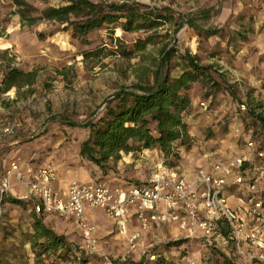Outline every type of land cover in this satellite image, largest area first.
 <instances>
[{"label": "rangeland", "instance_id": "obj_1", "mask_svg": "<svg viewBox=\"0 0 264 264\" xmlns=\"http://www.w3.org/2000/svg\"><path fill=\"white\" fill-rule=\"evenodd\" d=\"M21 1L38 9L65 3V0ZM133 1L150 7H167L175 21L154 32L117 28L110 33L101 28L77 38L52 21L39 19L32 25H21L18 10L27 7L17 6L14 0H0V182L12 161L39 166L52 164L56 172L55 161H67L72 167H85L94 176L97 172V180L110 183L113 188L125 187L142 183L160 160L169 167L186 164L198 169L202 168L197 167L201 158L211 162L243 157L249 140L259 142V147L264 148V140L245 110L248 102L261 105L264 110V0ZM202 10L208 11V18L201 17ZM190 17L195 19L193 24L177 26L182 19ZM214 28L216 32L210 34L209 30ZM149 34L154 35L155 43L135 51L137 39ZM164 44L174 50L169 63L171 75L179 72L180 55L189 50L198 64L210 68L218 88L192 86L191 103L184 113V121L190 119L186 123L190 140L188 146H177L176 156L165 157L157 148L121 152L120 158L110 163L112 170L103 175L79 154V144L88 135V129L81 125L95 118L121 86L151 79ZM92 49H98V54L85 56ZM123 50L128 54H123ZM6 61L19 70L33 72L34 82L2 92V65ZM201 101L206 102V109L199 105ZM15 122L20 126L12 134H3L4 128ZM129 158L131 163H125ZM257 187L249 196L252 202L264 201V189ZM18 189L11 181L3 194L27 201L24 204L9 202L7 197L2 200L0 194V250L7 252L2 264H175L174 260L180 262L183 257L185 262L190 261L188 264H195V258L199 264H214L230 253L201 249L195 244L194 236L174 240L158 234L144 245L136 243L132 248L128 236L120 233L103 212L105 220L94 226L96 241L87 247L72 220L40 212L43 223L64 236L70 250L63 257L58 256L62 249L51 256L37 255L40 248L32 246L29 233L31 209L38 200L23 198L26 191L21 196ZM247 249L255 252L254 248ZM240 264L264 262L251 260Z\"/></svg>", "mask_w": 264, "mask_h": 264}, {"label": "trees", "instance_id": "obj_2", "mask_svg": "<svg viewBox=\"0 0 264 264\" xmlns=\"http://www.w3.org/2000/svg\"><path fill=\"white\" fill-rule=\"evenodd\" d=\"M14 1L19 7H27L18 10L21 25H32L39 19L52 21L63 25V29L69 30L71 36L77 38L101 28L108 29L110 33L117 28L123 31L154 32L167 22L175 21L173 14L168 11L169 8L150 7L133 0H65L62 5L43 9L27 6L28 4L21 0ZM33 11L38 14H32ZM207 13V10H202L201 17L208 18ZM194 20V17L182 19L177 26L180 27L184 23L193 24ZM209 31L214 34L216 29ZM154 43L153 34L138 38L134 43L135 51H142L146 45ZM173 51L164 44L151 71V79L131 86H121L111 95L95 118H90L81 125L88 129V135L79 144V154L94 164L103 175L112 170L110 163L118 160L121 152L157 148L165 157H169L177 155V146H188L190 135L184 121V113L191 103L192 86L200 84L206 88L217 89L219 84L211 76L210 68L198 64L196 57L189 50L180 55L179 72L171 75L169 63ZM122 53L128 54L124 50ZM97 54L98 49L85 52V56ZM2 66V92L34 82L33 72L19 70L11 66L9 61ZM245 106L264 140V110L261 105H253L252 102ZM258 149L262 151L264 148L260 146ZM4 197L17 204L27 202L2 194V200ZM39 213L33 206L29 238L33 247L38 245L40 248L36 254L51 256L54 251L62 249L58 256L63 257L70 250L68 242L64 236L47 227ZM6 253L3 249L0 250V264ZM214 264L235 262L226 254Z\"/></svg>", "mask_w": 264, "mask_h": 264}, {"label": "built area", "instance_id": "obj_3", "mask_svg": "<svg viewBox=\"0 0 264 264\" xmlns=\"http://www.w3.org/2000/svg\"><path fill=\"white\" fill-rule=\"evenodd\" d=\"M203 109L207 104L201 101ZM244 107V105H242ZM20 123H12L3 130V134H12ZM253 147V143H248ZM257 152V150H255ZM258 157L264 152L258 151ZM245 159L235 157L226 162H215L210 169L198 168L192 179H186L174 167L164 160L156 162L147 180L127 188L111 189L102 181H70L66 197L54 189L57 172L52 164L23 167L12 161L0 182V194L6 192L12 179L20 180L26 188L23 198L38 200L37 212L54 213L72 220L85 241L87 247L95 243L94 226L85 219L86 208H100L107 217L114 220L118 231L128 232V218L133 213L142 230L151 223H176L186 237L194 236L198 230L204 247L212 250L228 249V255L237 261L257 260L264 262V218L247 231L239 208H233L225 195L224 187L229 183L246 184L254 191L259 174V165H253L255 174L249 175L243 168ZM250 176V177H247ZM254 208L264 207L262 199H256ZM138 233L128 235L133 248ZM247 247L256 252H247Z\"/></svg>", "mask_w": 264, "mask_h": 264}, {"label": "crops", "instance_id": "obj_4", "mask_svg": "<svg viewBox=\"0 0 264 264\" xmlns=\"http://www.w3.org/2000/svg\"><path fill=\"white\" fill-rule=\"evenodd\" d=\"M193 102H195V99L193 98ZM2 110V109H1ZM185 122L188 124L190 122L189 117H187L185 119ZM252 142L253 143V147H249L248 143ZM259 142L256 141V143L252 140L247 141V146L245 147L244 150V156L243 158L245 159L244 164H243V168L246 170V172L249 175H253L255 174L257 176V174H259L256 185L258 186L257 189H264V157H258L257 156V152L260 151L259 148ZM258 145V146H257ZM257 150V152L255 151ZM156 150H145V152H154ZM261 152H264V149H262ZM235 158V157H233ZM233 158H224L225 160H215L212 161L214 159L211 160V162H206L203 158L200 159L199 161V165H197V167H202L206 170L210 169L211 165L217 161H229L232 160ZM131 161V158L126 159L125 163H131L128 162ZM67 161L64 162H59V161H55L56 167H57V176H56V180L54 182V189L63 197H66V192H67V188L68 185L70 183V181L72 179H78L80 181H95L97 180L96 177L99 176V174L96 172L97 176H94L91 174V172L89 170H87L85 167H72L71 164H67ZM24 161L21 162V167L24 166ZM253 165H259L260 166V170L261 173H254L253 171ZM34 167L39 166L36 163H33ZM179 174H181L183 177H185L186 179H192L194 176V169L196 170L197 168L195 166H188V165H179L174 167ZM151 172V171H150ZM247 177H250L247 175ZM232 178H229V183L224 187V192L225 195L228 198V202L231 205V207L233 208H239L241 213H242V217L245 221V227L246 230H248L249 228L251 229L252 224L254 222H256L255 224L257 225L259 223V219L264 218V207L262 208H254V201L252 202V199L249 198L250 195L253 194L252 191H250L247 188V185L244 184H233L231 181ZM147 180L144 179L143 182H145ZM13 184H16L18 186V190L17 193H19L18 195H23L26 191V188L24 185H21L15 178L12 180ZM142 182V183H143ZM110 184V183H109ZM107 184L111 189H115V188H127L130 185H133L132 183H130L129 185L125 186V187H115L113 188V186H111V184L109 185ZM141 184V183H138ZM15 190V189H14ZM240 192V193H239ZM240 195V196H238ZM20 197V196H19ZM102 212L104 213V211L100 208H86L85 210V219L86 221L93 225V226H97L100 222L104 221V217ZM47 214V213H45ZM49 215V214H48ZM106 215V214H105ZM49 219H52V215H49ZM108 219L112 222V224L115 225L114 220L110 219L108 217ZM254 220V221H253ZM249 222L251 223V225L249 224ZM253 227H255V225L253 224ZM137 232L138 233V237L136 239V243L138 244H142L144 245L145 243L148 242V240L150 239L151 236H155L158 234V236H164V237H169L171 239L177 240L181 237L187 238L185 237L184 231L182 229L179 228V226L176 223H166V224H157V223H151L149 228L147 230H142L139 222L136 218V216L131 213L129 218H128V232H127V236ZM194 238H195V244L198 245L201 249H204V246L201 242V236H200V232L197 230L194 234ZM264 238V237H262ZM222 252L226 251V253L229 251L228 249L225 250H220ZM248 252V250H247ZM256 252V250H255ZM228 255V254H227ZM184 259H186V257H183L180 259V262H178V260H174L176 261L175 264H188L187 262L190 263L189 258L186 260L187 262L184 261ZM233 260V259H232ZM241 262L244 263H249L250 261H245L242 260L240 262H235V264H240ZM195 264H199V260L198 258H195Z\"/></svg>", "mask_w": 264, "mask_h": 264}]
</instances>
